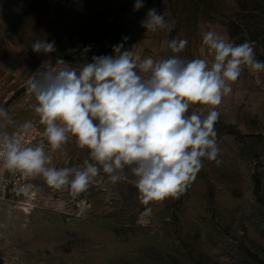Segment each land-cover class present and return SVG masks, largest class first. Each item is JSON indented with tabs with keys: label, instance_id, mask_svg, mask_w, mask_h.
<instances>
[{
	"label": "rangeland",
	"instance_id": "rangeland-1",
	"mask_svg": "<svg viewBox=\"0 0 264 264\" xmlns=\"http://www.w3.org/2000/svg\"><path fill=\"white\" fill-rule=\"evenodd\" d=\"M135 2L0 0V106L13 121L0 118V133L39 122L26 87L48 69L46 57L32 51L36 40L55 41L53 67L61 58L77 71L93 56L114 55L118 44L141 59L166 58L173 53L161 51L160 42L174 38L188 41L182 58L211 61L202 44L209 30L235 44L254 41L256 59L264 61V0H143L139 10ZM151 8L171 31L141 26ZM231 86L216 109L219 163L205 158L184 194L152 203L147 225L138 222L145 206L130 170L115 184L101 171L75 200L38 176L29 206L0 202L3 264H264V71L245 68ZM248 145L255 151L242 153ZM45 150L57 168L89 158L72 137L61 150Z\"/></svg>",
	"mask_w": 264,
	"mask_h": 264
},
{
	"label": "clouds",
	"instance_id": "clouds-1",
	"mask_svg": "<svg viewBox=\"0 0 264 264\" xmlns=\"http://www.w3.org/2000/svg\"><path fill=\"white\" fill-rule=\"evenodd\" d=\"M143 6V0H136L134 9ZM141 26L151 33L171 31L156 8L147 11ZM202 44L211 61L182 58L179 54L188 41L174 38L160 42L161 51L173 53L166 58L141 59L118 44L114 55L93 56L91 63L77 71L61 58L53 67L55 41L36 40L32 51L46 57L48 69L29 78L26 87L35 95L34 112L44 126L43 136L52 152L61 150L72 137L80 149L88 150L89 158L81 166L55 167L43 142L25 145L20 133L34 127L32 121H25L19 132L0 133V164L24 177L41 176L49 187L67 190L73 200L88 191L101 171L115 184L127 180L130 170L139 202L145 206L138 222L147 225L152 203L184 194L205 158L219 163L217 106L231 94L232 83L245 68L264 71V61L256 59L254 41L235 44L209 30L202 34ZM197 104L201 107L189 114ZM0 118L13 123L2 106ZM31 188L28 184L21 191ZM85 211L81 204L80 214Z\"/></svg>",
	"mask_w": 264,
	"mask_h": 264
},
{
	"label": "built area",
	"instance_id": "built-area-1",
	"mask_svg": "<svg viewBox=\"0 0 264 264\" xmlns=\"http://www.w3.org/2000/svg\"><path fill=\"white\" fill-rule=\"evenodd\" d=\"M34 127L27 133H20L24 138L26 146H35L41 142L45 144V149L49 146L46 138L43 136L44 126L39 122L33 123ZM19 132V127L13 129L11 133ZM32 177H24L20 173H12L2 167L0 164V202L16 204L21 208L30 205V200H34ZM31 184L32 188L27 192L21 191L25 186Z\"/></svg>",
	"mask_w": 264,
	"mask_h": 264
},
{
	"label": "water",
	"instance_id": "water-1",
	"mask_svg": "<svg viewBox=\"0 0 264 264\" xmlns=\"http://www.w3.org/2000/svg\"><path fill=\"white\" fill-rule=\"evenodd\" d=\"M255 151V148L252 145H248V147H246L242 153H250ZM0 264H3V259L0 257Z\"/></svg>",
	"mask_w": 264,
	"mask_h": 264
}]
</instances>
